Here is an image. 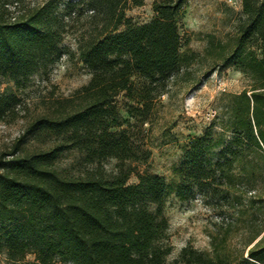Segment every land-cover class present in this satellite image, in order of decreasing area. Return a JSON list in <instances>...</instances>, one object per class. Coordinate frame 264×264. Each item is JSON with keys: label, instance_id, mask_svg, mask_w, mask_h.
<instances>
[{"label": "trees", "instance_id": "1", "mask_svg": "<svg viewBox=\"0 0 264 264\" xmlns=\"http://www.w3.org/2000/svg\"><path fill=\"white\" fill-rule=\"evenodd\" d=\"M19 1L0 0L4 121L17 114V90L64 53L59 1L9 15L8 5ZM185 1L154 0L155 16L137 24L125 10L143 0H85L88 29L77 59L89 80L55 98L0 151V252L6 264H236V258L248 260L245 249L264 264V0H241L236 42L216 54L222 65L242 72L246 85L221 93L214 120L182 146L173 169L175 195L182 201L197 195L219 217L211 253L186 244L167 259L172 245L163 207L171 187L164 175L147 169L151 149L128 128L134 123L122 118L117 104L122 94L136 124L149 121L156 99L188 64L177 22ZM72 7L66 4V14ZM34 140L41 143L29 146ZM69 150L79 153L82 165H95L75 172L60 167ZM109 159L115 160L113 171L102 166ZM132 174L137 180L129 182ZM233 233L240 234L239 256L228 245Z\"/></svg>", "mask_w": 264, "mask_h": 264}, {"label": "rangeland", "instance_id": "2", "mask_svg": "<svg viewBox=\"0 0 264 264\" xmlns=\"http://www.w3.org/2000/svg\"><path fill=\"white\" fill-rule=\"evenodd\" d=\"M44 1L20 0L17 4H9V15L17 16ZM58 1L59 11L66 23V32L61 41L64 53L45 71L32 75L25 87L17 90L20 102L16 116L7 121L0 120V151L8 150L27 123L44 113L55 98L70 96L87 83L91 76L88 68L77 59L78 42L86 36V20L90 10L85 0ZM153 1L143 0L141 5L128 7L125 10L126 17L137 24L149 21L155 16ZM67 3L73 4L70 15L66 14ZM242 16L241 0H186L177 22L180 53L190 58L180 73L170 79L168 91L154 102L149 121L137 125L124 109L125 97L122 94L117 96L122 118L134 123L128 128L138 133L151 149L147 169L164 175L171 187L163 207L172 245L168 260L177 256L180 248L186 244H192L209 253L212 251L211 234L216 233L214 222L219 221V217L214 210L203 204L199 196L196 195L191 201H182L175 195L173 189L178 177L173 169L179 162L182 146L200 135L214 120L221 93L238 92L247 83L241 71L233 65H222L216 55L221 47L225 51L233 47L237 38V24ZM123 27L124 25H120L119 29ZM215 60L218 61L217 64H214ZM199 78L201 81L196 84ZM49 141L51 139L45 137V143ZM40 143L34 140L29 146ZM114 163V159H109L102 166L106 171H113ZM58 164L73 172L84 166L95 165H82L79 153L74 150L66 151ZM136 180L134 174L128 179L129 182ZM228 245L233 254L239 256L242 247L240 234L233 233L228 239ZM243 256L248 260L236 258V264H262L258 260L250 259L246 249ZM32 257L31 254L27 255L28 259ZM0 264H6L3 252H0Z\"/></svg>", "mask_w": 264, "mask_h": 264}, {"label": "built area", "instance_id": "3", "mask_svg": "<svg viewBox=\"0 0 264 264\" xmlns=\"http://www.w3.org/2000/svg\"><path fill=\"white\" fill-rule=\"evenodd\" d=\"M228 1H232V0H228Z\"/></svg>", "mask_w": 264, "mask_h": 264}]
</instances>
